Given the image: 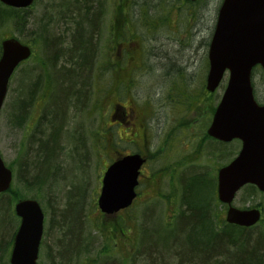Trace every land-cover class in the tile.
I'll return each instance as SVG.
<instances>
[{
  "label": "rangeland",
  "instance_id": "obj_1",
  "mask_svg": "<svg viewBox=\"0 0 264 264\" xmlns=\"http://www.w3.org/2000/svg\"><path fill=\"white\" fill-rule=\"evenodd\" d=\"M47 1L48 0L34 1V4L28 9L27 24L26 17H24V23L21 28H17V26H14L10 22L0 27V40L6 36H16L30 44L33 48V58H30L21 65L18 70L14 72L12 76L13 79L11 78L12 80L10 81L9 87L10 90L13 91L12 96H14L16 85L20 82L24 73L26 75L29 74L30 81L33 80L35 76H40L44 78V82L49 81V84L54 83L56 84V89L58 88L57 82H55V71L51 69L52 67L48 65V62L43 57L41 48L38 44L37 30H35L37 19H39L42 8ZM54 1L60 4L66 0ZM102 1L104 5V7L101 8L102 17L98 19V26L100 25L98 42L99 49L100 51L102 50V53L100 55L97 54L93 65L94 69H92V80L88 88L87 103H84L80 107L79 112L74 115L69 126L72 130L81 133V150L77 152V154L67 157L69 159L68 161L65 160V158H61L62 156L60 155L62 154H57L54 159V163L56 162L62 167L63 170L61 174H63V179L66 180L64 192L63 189H59L57 193H54V191L52 193L53 189L51 190V193L54 195L53 198L57 203L65 202L66 204L65 197L68 191L72 190V185H80V193H83L81 213L83 216L87 217L86 220L84 219L83 231L88 234L91 243L87 246L88 251H81L74 264H90L91 260H98L97 264H101L103 257L100 258L98 256L101 249L104 252H117L118 263L122 256L121 254H123L124 257L132 256L135 252H132L133 248L140 242V234L138 235L137 233L138 226L144 227L147 223L146 220H148L162 229L163 226L169 223L170 216L178 207L177 203L179 202L180 204L182 185L187 179V176H190L193 172H205L213 176L219 166L229 162V160L237 154L239 149V143L236 141L222 147L216 141L209 140V138L205 139V131L209 125L212 112L226 85L228 78L227 74L224 75L221 85L216 92L207 95L204 99H199V97H197L196 100L192 101L193 104L189 106V108L185 105L188 102L185 100L186 97L197 94V90L205 85L207 59L205 55L198 59L193 57L192 60H190L192 63H188V58L192 50H190L189 47L185 48V46H183V48L180 46V49H176V44L172 41L170 42V40L174 38L175 33L172 34L168 28L175 26L182 30L186 25L185 20H189V17H186L188 12L185 14L184 9L188 11L190 8L193 9V6L185 3L180 4L182 9L179 11L174 10V12L171 13L174 8L173 5L177 4V2H175L177 0H156L154 3L156 10L167 8L163 12L164 16L171 14L168 15L169 22L158 20L161 21V23L155 28V33H152L153 30L148 28L147 25L145 26L148 12H145L144 9L146 8H143L146 7L144 4H147L149 0H128L129 6L132 3L133 8L138 9L140 7L143 9L141 12H138L139 16L137 18L133 17V15L131 16L134 26L133 32L135 36H139L141 39L145 58L140 69L136 70L132 75V85L127 88L120 87L119 90H121L120 93H122V95L120 93L118 95L119 97L120 95L122 96L123 102L127 101L126 103H129L132 107H138L146 117L145 126L147 128V138L145 140L138 139L137 142L138 146L149 149L150 159L142 169L143 172L137 187L138 194L133 205L112 217H105L100 213L96 201L100 192V181L104 170V164L109 163L110 160L115 157V151L129 148L127 145L123 144L113 145L110 138L113 137L115 138L114 141H116V131L114 127L108 130V133L107 131L104 132L106 129L105 127L109 128L108 116L117 92L115 89L117 77L110 74L107 70L111 65V61L107 59L106 53L110 38L108 32L106 33L105 30L110 24L109 20L111 17L113 15L115 17V4L122 3V0ZM220 3L221 0H202L201 3L199 2L197 7L200 8L201 14H198L199 19L196 18L195 22L200 20L209 28L212 19L215 17L216 7H219ZM194 10L196 11L197 8ZM155 16L157 19L160 18L157 15ZM148 20L151 21L150 16ZM176 28H173V30L176 31ZM182 31L180 38L185 41V39H182L184 30ZM153 34H157L160 38L159 41L162 38L167 39V42L161 40V43L164 44L155 46L154 51L159 54L158 58L162 59V56L164 57L166 55L165 51L168 49L171 51H179L180 56L178 59L179 63L182 64L180 65L182 66L181 71H179L177 65L173 62H169L170 64L168 63L167 69L168 71L170 70V73L167 74L166 77H161V71L151 66L148 59L149 54L153 51L150 49V43L154 44L152 38ZM206 34H209V30L207 31V29L203 28V37H205ZM203 52H205V43L203 45L202 54ZM44 54L48 55L47 45L44 47ZM171 57L174 58L175 55L171 53ZM160 63L162 64V61ZM176 64H178V61ZM58 71H60V69H58ZM127 80L128 77L125 75L122 81L127 82ZM253 85L256 98L261 103H264V74L258 69L253 73ZM11 106L16 107L15 104ZM29 111L30 109L28 108L27 112ZM42 112L43 110H41L40 107H35L31 114L28 115L26 124L20 128H14L11 122L8 121L5 110H2L0 113V156L6 165H12L14 168V163L18 160V156H20L23 151L20 146L21 143L23 142V146L27 144L26 132L33 127V124H35L37 120V115H41ZM62 144L63 140L61 139L58 142L57 150L61 149ZM132 147L136 148L134 145H132ZM218 151H221L220 153L222 156H220ZM179 162L181 164L175 172V175H177H173L172 177L169 171L170 169H174L175 171ZM154 173H158L159 175H153ZM19 178L20 176L18 177L14 173L12 188L19 193L16 194L17 200L32 198L38 201L44 212L46 209L48 210L50 205L46 200V189L43 192V184L38 183V187L34 190H27L18 181ZM57 186L60 187V184L58 183ZM173 193H175L176 198L171 200ZM57 196L60 198L57 199ZM53 205H55V202H53ZM232 205L237 209L253 208L260 205L262 208V221L264 225L263 194L257 193L249 197L240 191L233 200ZM65 206L59 204L58 207H54V210L63 211ZM178 208L180 209V206ZM218 211L224 213L225 207H218L217 212ZM178 215L179 214H175L173 229H175L177 225L178 218L176 219V217ZM10 219L11 224H15L16 228L18 220L16 221L15 218ZM175 231L176 230H174V232ZM255 233H257V230L252 231V234ZM8 236L10 237L7 233L5 236L6 239L4 240L5 244H3L5 248L7 246L6 241L9 239ZM165 236L167 235H162L161 233L150 235L148 237L150 247L155 248L161 246L158 242L165 239ZM171 236H175L177 240L180 238L179 234L176 232L172 233ZM49 251L46 245L40 249L38 264L49 263L47 257V252ZM231 251L232 250H230V252ZM9 252L10 248L8 249L7 256L4 258V261H7V263ZM49 255L50 252L48 256ZM174 258V256L167 257L166 264H180L178 259ZM105 259L106 257L103 258V260ZM135 263L138 264L136 259Z\"/></svg>",
  "mask_w": 264,
  "mask_h": 264
},
{
  "label": "trees",
  "instance_id": "obj_2",
  "mask_svg": "<svg viewBox=\"0 0 264 264\" xmlns=\"http://www.w3.org/2000/svg\"><path fill=\"white\" fill-rule=\"evenodd\" d=\"M59 5V13L54 15L52 19V25L57 26L58 31H55V27L52 29L54 32L53 39L47 45L51 67L60 69V72H56L55 77V82L58 85L56 98L44 105L39 120H36L32 130L26 134L27 144L23 146V142L21 143L20 146L23 151L18 156V160L16 159L14 169L15 174L18 177L20 176L18 181L27 190H34L38 187V183L43 184V192L46 189V200L49 202L50 208L46 209V213L44 212L45 231L41 248L46 245L50 250L49 256V252H47L48 264H74L81 251H88L87 246L91 243L88 234L83 231L84 219L87 218L81 213L83 193H80V185H72V190H69L65 197L67 205L65 202L57 203L52 193L53 191L57 193L59 189H63L64 192L66 180L63 179V174H61L62 167L56 162L54 163V159L57 154H62L60 155L61 158L68 161L67 157L77 154L81 150V133L72 130L69 126L74 115L80 110L75 101L84 89L85 73L89 65L93 69L95 58L90 48L91 41L82 37L83 27L87 25L96 38V21L100 18L99 14L101 12L99 11V0H66ZM22 12L23 10L13 9L0 3V27L10 22L17 28H21L24 23ZM50 23L51 21L48 22L47 27L51 26ZM53 41L57 42L53 43V49H51ZM169 51L171 55V50ZM172 54L176 55L175 53ZM188 60V63H192L190 58ZM177 61L178 64H176ZM156 62L165 68H167L169 62H173L178 68L182 69L179 59L168 57L167 54L164 57L162 56V59L156 60ZM25 82H30V79L27 81L22 77L20 82L17 83L14 96L11 97V100L15 97V103H11V105L15 104L16 107L9 105L10 112L23 113L24 109L28 107L30 100L27 98L29 94ZM62 87H64V90L59 92ZM18 88L19 91L17 92ZM197 91V94L186 97L185 100L188 102L185 105L188 108L197 97L204 99L209 95L204 86ZM58 99H62L63 104L59 103ZM66 106L68 111H64ZM63 112L70 115L64 123L60 122ZM11 121L17 126V121L14 118ZM42 130H47V133L45 134ZM38 131L44 134L37 137L36 133ZM206 138L208 137L205 134ZM61 139L63 144L61 149L57 150L58 142ZM219 144L225 147L224 144ZM220 152L218 151L222 156ZM180 164L179 162L175 171L170 169L169 172L172 177L177 175H175V172ZM10 168H13V166L11 165ZM215 173L213 176L205 172H193L190 176L188 175L182 185L180 204L177 203L180 209L176 208V211L170 216L169 223L163 226L162 229L156 226L155 233H151L147 229L149 223L148 225L145 224L144 227L139 225L137 233L140 234V242L133 248L132 252H135L132 256L124 257L121 254L118 263L117 252H104L101 249L98 256L100 258L106 257L105 260L102 258L101 264H136L135 259L138 264H166L169 256H174V259H178L180 264H264L263 221L250 228L225 223L223 212H217V208L223 206L217 201L215 194ZM153 175L159 174L154 173ZM58 183L60 187L57 186ZM242 192L249 197L257 193L264 195L251 185L245 186ZM16 194L19 193L13 190L12 186L5 193L0 194V264L7 263L4 258L12 245L13 235L17 228H15V224H11L10 219L15 218L17 221L13 212V205L17 201ZM175 196V193H173L171 200L175 199ZM59 198L57 196V199ZM53 202H55V205H53ZM59 204L66 205L63 211L54 210V207H58ZM257 206L260 207V205ZM175 214H179L176 217V219L178 218V226L176 225L173 229ZM183 224L186 225L185 233L180 234L179 226ZM174 230L180 236L178 240L175 236H171L172 233H175ZM253 230H257V233L252 234ZM7 233L10 237L8 236L9 239L6 241L7 246L5 248L3 244H5L4 240ZM159 233L167 236L158 242L161 246L151 248L148 237ZM230 250L232 251L230 252ZM97 263L98 260L90 261V264Z\"/></svg>",
  "mask_w": 264,
  "mask_h": 264
},
{
  "label": "water",
  "instance_id": "obj_3",
  "mask_svg": "<svg viewBox=\"0 0 264 264\" xmlns=\"http://www.w3.org/2000/svg\"><path fill=\"white\" fill-rule=\"evenodd\" d=\"M33 0H0L6 6L26 8ZM197 1V0H184ZM31 54L15 38L1 42L0 110L9 79L15 68ZM205 89L212 93L228 73L227 84L214 110L206 134L217 141L241 143L238 154L217 171L216 196L226 206L225 222L249 228L261 219L257 208L232 206L245 185L264 192V105L253 97L251 70H264V0H222L208 47ZM144 159L138 154L123 156L105 170L97 200L99 210L114 215L129 207L136 197L139 170ZM11 171L0 158V192L10 187ZM14 212L20 222L13 238L9 264H37L43 232V213L36 200H19Z\"/></svg>",
  "mask_w": 264,
  "mask_h": 264
},
{
  "label": "flooded vegetation",
  "instance_id": "obj_4",
  "mask_svg": "<svg viewBox=\"0 0 264 264\" xmlns=\"http://www.w3.org/2000/svg\"><path fill=\"white\" fill-rule=\"evenodd\" d=\"M155 1L156 0H149L147 4H144L146 7H143V8H146L144 9V11L148 12L147 17L149 18V15L152 16L150 17L151 21H149L147 18L145 22V26L147 25L148 28L153 30L152 33H155V30H156L155 28L157 27L159 23H161V21H158V20H164V21L169 22L168 15L173 13L174 10L179 11L180 9H182L180 4L185 3V4H189L193 6L192 7L193 9L190 8L188 11L183 8L185 14L186 12H188V14H186V17L187 16L189 17V20L187 19L185 20L186 25L182 28V30H184V35L182 36V39H185V41L181 40L180 38L183 31L179 28H176L175 26H172V28H168V29L172 34L175 33V36L174 38L170 40V42L172 41L174 42V44H176L175 46L176 49H180V46L182 48L183 46H185V48L189 47L190 50H192V52H190V57H189L190 60H192L193 57L195 59L202 58L203 55H205V58L207 59V50H208L210 38H211L213 29H214V24L216 22L219 7L218 6L216 7L215 17L212 19L211 21L212 23L210 24L208 28L200 20L198 22H195L196 18L199 19L198 14H201L200 8H198L197 5L199 2L201 3L202 0H198L196 2H190V3L184 2L182 0H177L175 1L177 2V4L173 5L174 8L172 9L171 13L168 14L167 16H164L163 14V12L167 8L156 10L155 5H154ZM102 7H104L103 1L99 0V11L101 13H102V9H101ZM196 8L197 10L195 11L194 9ZM142 10L143 9L140 7L138 9L133 8L132 3L129 6L128 0H125V2L124 0H122V3L120 2L118 4H115V17L116 18L114 17V15L111 17V19L109 20L110 24L106 27V30H105L106 33L108 32L109 38H110L106 53H107V59H110L111 61V65L107 68V70L110 72V74L115 75L117 77L116 82H115L116 84L115 89L117 92H116L115 101L111 107V111L108 116V123H109L108 127L109 128L105 127L106 129L104 132L107 131L108 133V130H111V128L114 127L116 131V141H117L115 143V146L119 144H123V145H127L129 148H124V149L115 151V157L110 160L111 162L107 164L105 163L104 168L106 169L108 164L114 162L115 160L123 156L138 154L145 160V163L140 169V174L138 177V184L140 182V176L142 175V172H143L142 169L148 163L150 159L149 149L138 146V142H137L138 139L145 140L147 138V128L145 126L146 117L144 116V114H142L143 112H141L138 109V107H135V108L132 107V105H130L129 103H126L127 101L123 102L122 96H121L122 93H120L121 90H119V88L120 87L127 88L132 85V75L133 73H135L136 70L140 69L141 64L145 58L144 48L141 45V39L139 36H135L133 32L134 26L132 23V16H131L133 15V17L137 18L139 16L138 12H141ZM58 13L59 12L52 11L47 5V3L43 6L41 15L39 19H37L36 29H35L37 30L38 44L44 43V41L46 40L44 29L48 26L49 21H51L50 25L52 26V19L54 15H57ZM101 13L99 14V17H102ZM24 15L26 16L27 14L24 13ZM155 15H157L160 18L157 19ZM98 22L99 21H96L97 40H96V49L94 53L95 55L94 62L97 57V54L100 55L102 53V50L100 51L99 49V42H98V36L100 34V25L98 26ZM45 23L46 25L44 26ZM173 28H176L177 30L174 31ZM203 28L207 29V31L209 30V34H206L205 37H203L204 34L202 35ZM152 38H153L154 44L150 43V49H152L153 51L149 54L148 61L152 67H156L157 69L161 71L162 73L161 77L162 76L166 77L167 75L166 72L168 71V69L165 68L163 65L156 62V60L159 59L158 58L159 54H157L154 51V49L156 45L164 44V43H161V40L167 42V39L162 38L159 41L160 38L157 36V34L155 35L153 34ZM204 43H205V52H203L202 54ZM46 45H48V42ZM41 51H42V54L45 56V59H47L48 65H50L51 67L50 58L48 57V55L44 54V48H42ZM171 53L176 54L175 55L176 59H178L180 56L179 51L174 50V51H171ZM165 54H167L168 57L171 56L169 49L168 51L165 52ZM94 62H93V65H94ZM258 68L259 67H256V69ZM179 69L181 70V68ZM125 75H127L128 77L127 82H124L125 80L122 81ZM252 81H253V73H252ZM119 93L121 94L120 97L118 95ZM8 104L11 105V100L8 101ZM9 108L10 107L8 106V114L10 113ZM28 108L29 107H27L23 111V113L27 116L30 115L32 112V110L27 112ZM132 145L136 146V148H133ZM136 193L138 194L137 190H136Z\"/></svg>",
  "mask_w": 264,
  "mask_h": 264
},
{
  "label": "bare ground",
  "instance_id": "obj_5",
  "mask_svg": "<svg viewBox=\"0 0 264 264\" xmlns=\"http://www.w3.org/2000/svg\"><path fill=\"white\" fill-rule=\"evenodd\" d=\"M46 3H47V5L49 6V8L52 11L59 12L60 6H59V4H57V2H55L54 0H48ZM150 17H152V16H150ZM54 27L55 26L52 25V26L46 27L44 29V34L46 35V40L44 41V43H40L39 44L41 49L44 48V46L47 44V42H49L51 39H53L54 32H53L52 29ZM56 27H55V31H58V28H56ZM55 37H57V36H55ZM82 37H83V39H87V40L91 41L90 48H91V52L94 54L95 53V49H96V38H95V35L94 36L92 35V32H90V29L87 27V25H84V27H83ZM54 42H57V41H53L51 43V49H53V43ZM86 42H88V41H86ZM18 68L19 67H16L15 69L18 70ZM51 69H53L55 71L54 72L55 75H56V72H60V71H58V68H56V67H52ZM179 71H181V70L179 69ZM166 73L169 74L170 70L167 71ZM189 75H190V73H189ZM22 77H24L27 81L30 79L29 78L30 76L26 75L25 73L23 74ZM91 80H92V69L90 68V65H89V67L87 68V71L85 73L84 89H83V91H81L79 93V97H78L77 101H75L79 107H81L84 103L85 104L87 103L88 88H89V85L91 83ZM44 81H45L44 78H42L40 76H38V77L35 76V78L32 81L25 82V86L27 85V89H28L27 91H28V94H29V96L27 95L28 96L27 98H29V100H30V103L28 104V107H29L30 110H34L35 107L40 105L41 102L46 103V102H49L52 99L56 98L55 97L56 94H57L56 84L53 83V84H45V85H43L45 83ZM62 84H61V86H62ZM62 90H64V87H62L59 90V92H62ZM18 91H19V88H18L17 92ZM19 94H21V92H19ZM57 101H59V103L63 104L62 99L61 100L58 99ZM11 103H15V97H13V99L11 100ZM67 109L68 108L66 106L64 111H68ZM69 116L70 115H67L66 113L64 114V112H63L61 117H60V122L64 123L65 121H67ZM10 117H11V119L14 118L17 121L16 124H17V126L19 128L24 126L26 124V122H27V119H28V116L25 115L24 113H21V112L13 113L11 111L10 112ZM31 130L32 129L30 128L27 132H30ZM43 132L46 134L47 130L43 131ZM43 132H39L38 131L36 133V136L37 137L38 136L41 137L44 134ZM148 223H149V225H148ZM146 224L148 225L147 229H149V231H151V233H153V232L155 233V229H156L155 223H152V221H148ZM185 228H186V225H184V224L179 226L180 234L185 233Z\"/></svg>",
  "mask_w": 264,
  "mask_h": 264
}]
</instances>
